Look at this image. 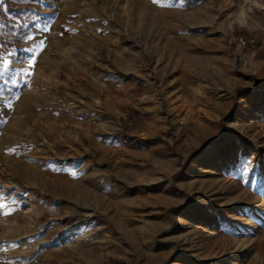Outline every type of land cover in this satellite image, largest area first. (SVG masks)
Wrapping results in <instances>:
<instances>
[{"label": "rangeland", "instance_id": "374dc122", "mask_svg": "<svg viewBox=\"0 0 264 264\" xmlns=\"http://www.w3.org/2000/svg\"><path fill=\"white\" fill-rule=\"evenodd\" d=\"M34 8L0 58V264H264V0Z\"/></svg>", "mask_w": 264, "mask_h": 264}, {"label": "trees", "instance_id": "16d2710c", "mask_svg": "<svg viewBox=\"0 0 264 264\" xmlns=\"http://www.w3.org/2000/svg\"><path fill=\"white\" fill-rule=\"evenodd\" d=\"M3 9L0 10V20L4 24V34L0 39V58L11 44L19 46L21 41L29 34L30 29L27 21L33 17H39L41 13L35 10V6L39 4V0H0ZM21 4L16 7L14 4ZM20 19V23H18ZM11 91L6 92L9 97Z\"/></svg>", "mask_w": 264, "mask_h": 264}, {"label": "snow or ice", "instance_id": "6c2138e0", "mask_svg": "<svg viewBox=\"0 0 264 264\" xmlns=\"http://www.w3.org/2000/svg\"><path fill=\"white\" fill-rule=\"evenodd\" d=\"M31 63H34V61H32ZM5 67H7V62H5ZM73 175H75V173H73Z\"/></svg>", "mask_w": 264, "mask_h": 264}]
</instances>
